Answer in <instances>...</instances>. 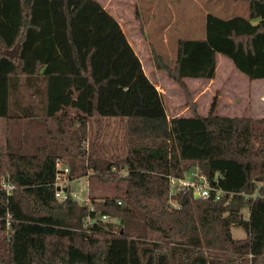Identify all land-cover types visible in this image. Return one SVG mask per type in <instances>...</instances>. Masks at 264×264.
<instances>
[{
	"label": "trees",
	"instance_id": "trees-1",
	"mask_svg": "<svg viewBox=\"0 0 264 264\" xmlns=\"http://www.w3.org/2000/svg\"><path fill=\"white\" fill-rule=\"evenodd\" d=\"M244 1L246 16L207 13L204 36L178 39L172 61L150 48L154 69L186 93L190 114L169 117L99 1L0 0V264H264V196L243 195L264 193V118L219 115L215 99L202 115L185 82L212 80L218 54L264 79V0ZM113 117L124 119L126 152L101 164L85 149L89 121ZM21 122L26 146L8 141ZM57 161L62 179L116 193L90 206L58 200ZM192 169L220 200L169 195L168 176Z\"/></svg>",
	"mask_w": 264,
	"mask_h": 264
},
{
	"label": "rangeland",
	"instance_id": "rangeland-1",
	"mask_svg": "<svg viewBox=\"0 0 264 264\" xmlns=\"http://www.w3.org/2000/svg\"><path fill=\"white\" fill-rule=\"evenodd\" d=\"M119 22L127 40L139 57L143 70L162 94L166 113L188 116L189 104L185 91L164 72L154 69L150 48L172 61L176 55V42L180 38H202L207 13L221 18L247 15L244 0H97ZM192 102L200 114L205 115L215 99V113L227 117L264 118V79H249L237 71L225 56L218 54L216 73L212 80L186 79ZM25 95V100L27 99ZM24 123L10 126L11 144L28 145L20 133ZM26 126V125H25ZM6 122L0 118V148L6 144ZM86 152L92 151L103 163L124 156L126 152L125 122L120 117L89 121ZM73 192L81 197L114 195L115 186L109 183H88L87 176L69 182ZM175 204L174 200H170ZM90 206V204H89ZM246 218L247 210L242 209ZM112 220V219H111ZM231 234L236 239L246 236L245 229L233 225Z\"/></svg>",
	"mask_w": 264,
	"mask_h": 264
},
{
	"label": "built area",
	"instance_id": "built-area-1",
	"mask_svg": "<svg viewBox=\"0 0 264 264\" xmlns=\"http://www.w3.org/2000/svg\"><path fill=\"white\" fill-rule=\"evenodd\" d=\"M56 166L59 168H62V172L57 174L56 181H55V197L58 200L65 199L68 194H70L71 198H74L78 200L79 202H83L85 204H88V197H81L80 192H83V190L80 188L78 192H73V190L69 186V181L66 179H62V175H65L68 172L67 167H61L59 162H56ZM168 183H169V195L172 196L176 194L178 191H184L189 196L193 198H209L212 197L213 200H220V198L223 196L224 191L221 189H216L212 187L209 182L207 181L204 174L200 173L197 169H192L185 173L183 177L176 178L173 176H168ZM4 186L7 190L11 189V185H6L4 183ZM244 198L248 199H256L259 196H264V193H260L259 191H255L252 194H243ZM120 201H118L119 203ZM247 215H248V208ZM246 215V216H247ZM105 217V216H103Z\"/></svg>",
	"mask_w": 264,
	"mask_h": 264
}]
</instances>
